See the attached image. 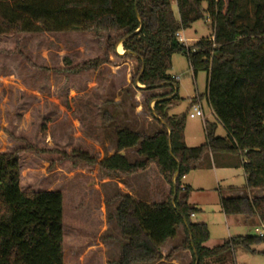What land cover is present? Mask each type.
<instances>
[{"label":"trees","instance_id":"obj_1","mask_svg":"<svg viewBox=\"0 0 264 264\" xmlns=\"http://www.w3.org/2000/svg\"><path fill=\"white\" fill-rule=\"evenodd\" d=\"M248 4L252 14L246 11ZM201 19L210 23L212 34L186 48L177 33ZM69 30L108 33L107 54L137 62L135 84L147 90L170 88L149 101L175 93L179 85L170 73L172 58L183 54L194 76L206 73L205 96L218 122L206 121L204 144L187 146L186 114L169 115L171 102H158L150 111L159 130L148 134L117 129V152L101 160L77 152V159L97 165L108 175L147 171L162 190L167 187L164 198L154 202L122 192L114 197L118 202L114 218L124 239L117 264H167L161 260H171L181 251L191 252L190 264L196 263V257L199 264H238L235 247L262 243L264 236L231 237L214 248L205 246L208 226L192 220L200 210L188 203L192 188L184 186L183 179L205 155L213 159L235 155L246 173L244 188L264 189V0L227 4L225 0H0V36ZM119 43L124 53L118 50L123 53L118 56ZM106 62L94 58L71 70H97ZM218 124L226 136L217 135ZM135 147L142 160L130 162L119 153ZM30 149L0 152V264H65L63 193L26 192L21 187L20 153ZM220 202L227 216L264 223V196H221ZM181 226L184 241L164 257L161 247L177 236Z\"/></svg>","mask_w":264,"mask_h":264},{"label":"rangeland","instance_id":"obj_2","mask_svg":"<svg viewBox=\"0 0 264 264\" xmlns=\"http://www.w3.org/2000/svg\"><path fill=\"white\" fill-rule=\"evenodd\" d=\"M246 11L252 14L251 4ZM209 24L201 19L180 32L192 46L212 34ZM108 35L69 30L0 36V152L31 147L20 153L22 189L63 193L65 264H110L121 250L114 218L118 203L114 197L120 191L117 180L107 179L97 165L77 159V152L101 160L119 128L152 134L154 130H145L148 121L156 125L150 111L154 102L149 100L164 94V88L147 90L133 82L137 62L107 54ZM118 48L124 53L123 46ZM94 58L108 62L97 70L72 72L76 65ZM172 63L170 73L178 77L179 90L167 110L186 114V144L199 146L206 141L205 121L195 116L190 98L200 93L207 122H217L205 97L206 73L200 72L194 81L183 54H175ZM217 135L226 136L220 124ZM223 157L231 161L225 167L189 173V180L198 188L190 191L188 200L200 210L192 220L207 224L208 248L231 237L257 235L255 228L262 224L258 218L248 223L242 215L222 212L220 191L224 197L264 196V189L249 192L244 188L246 173L237 156ZM154 180L150 187L152 184L159 194L162 186ZM141 182H135L140 191ZM234 254L238 264H264V242L237 245Z\"/></svg>","mask_w":264,"mask_h":264},{"label":"crops","instance_id":"obj_3","mask_svg":"<svg viewBox=\"0 0 264 264\" xmlns=\"http://www.w3.org/2000/svg\"><path fill=\"white\" fill-rule=\"evenodd\" d=\"M175 10L177 11V8H176V5L174 6ZM119 45H117V50H119L118 48ZM120 46H122V44H120ZM120 54H118L119 56ZM122 55V54H121ZM116 56V55H115ZM117 57V56H116ZM119 58V57H118ZM173 59H174V56L172 58V62H173ZM172 76H174L173 74H171ZM198 76V75H197ZM197 76H194V81L196 80ZM175 77V76H174ZM178 79V77H176ZM206 81H207V76H206ZM163 93H168L170 91V88H164L163 89ZM178 90H179V87H178ZM206 90H207V84H206ZM206 93V92H205ZM173 95V94H172ZM170 96V95H168ZM176 96V95H175ZM200 96H202L200 93H196V95L192 96L189 100L190 104L192 105L193 101L195 99H199ZM167 97V96H165ZM203 97V96H202ZM206 97V96H205ZM162 98V97H160ZM175 98V97H174ZM174 98L173 99H170V100H166V101H170L171 103L168 105L169 107V110L170 108L173 106V102H174ZM159 99V98H157ZM207 99V98H206ZM156 100V99H155ZM155 100H152L151 102H154V105L156 104L155 103ZM201 102L203 104V98L201 99ZM151 109H153L151 107ZM168 114L169 115H177V114H174L172 113L171 111H168ZM207 121V120H206ZM206 123V122H205ZM186 129V128H185ZM145 130H154L157 131L159 130V125L156 123V125H153L151 124L149 121L148 123L145 124ZM140 132H143V131H140ZM116 141H117V136H116V132L113 133L112 135V146L109 148L106 144V147L109 149V152L108 154H104L102 155V158H105L106 156H111L113 154H115L117 152L116 150ZM185 142H186V135H185ZM121 155H124L126 156L130 162H135V161H139V160H142L143 157L140 156L138 153H137V148H132V149H126V150H123L121 152H119ZM218 161H219V164H218ZM231 161H228L226 160L223 155H220L218 159H213L212 158V155L211 154H208V155H205L203 160L200 162V164L195 168L193 169L192 171L194 170H197V169H211V168H216V167H225L227 166ZM213 163V165L211 164ZM236 163V161H235ZM238 164V162L236 163ZM191 171V172H192ZM190 172V173H191ZM106 176V175H105ZM189 176L190 174H188L184 179H183V185L184 186H190L192 188V190L194 191L196 188H198V186H194L191 182V180H189ZM107 179L111 180V181H115L117 180V187L118 189H120L119 192H122V193H129L133 196H135L137 199H144V200H148L150 202H154V201H158V200H162L164 198V196L166 195V190H167V187L165 186V190H161L159 194H156L155 191L152 192V188L153 185L151 184V187H150V184L149 182H151V180L149 179V173L146 171L144 172H139V173H135V174H132V175H129V176H124V177H117V176H114V175H108L106 176ZM114 178V179H113ZM116 178V179H115ZM143 182L142 185H143V188L141 189L142 191H140L139 188H136V185H135V182L136 180H141ZM190 181V182H189ZM186 182H189L188 184H186ZM180 196H183V193H181ZM221 196L222 195V192L220 191V200H221ZM232 196V195H231ZM188 203L189 200H188ZM221 204V202H220ZM117 207V206H116ZM116 209V208H115ZM223 212V211H222ZM195 216H193L192 218H195L196 217V214H194ZM253 223V221H251ZM249 223V222H248ZM252 223H250L252 225ZM184 238H185V233H184V229L183 227H179L178 229V233H177V236L173 239V240H169L167 241L162 247H161V251L164 255V257H166L173 248L175 247H178L179 245L182 244V242L184 241ZM124 239L123 237L121 236L120 237V240H119V243H120V248L122 247V243H123ZM120 254H121V250H120V253H119V257L115 260V261H111L110 264H117V262L119 261V258H120ZM161 261H164L165 263L167 264H190L191 261H192V255H191V252L190 251H181L179 253H176L173 258L171 260H167V259H162ZM155 264H158V263H155Z\"/></svg>","mask_w":264,"mask_h":264},{"label":"built area","instance_id":"obj_4","mask_svg":"<svg viewBox=\"0 0 264 264\" xmlns=\"http://www.w3.org/2000/svg\"><path fill=\"white\" fill-rule=\"evenodd\" d=\"M177 37H178V41L183 43L186 48H189L191 46L189 44L188 38H186L185 35H183L181 32L177 33ZM193 51H195V49H193ZM192 108H193L195 116L200 117L202 120L206 122V117H205V112H204L202 102L200 100L197 102L193 101ZM193 216L194 214H192V217ZM255 233L259 236H264V223L261 224V228H255Z\"/></svg>","mask_w":264,"mask_h":264},{"label":"water","instance_id":"obj_5","mask_svg":"<svg viewBox=\"0 0 264 264\" xmlns=\"http://www.w3.org/2000/svg\"><path fill=\"white\" fill-rule=\"evenodd\" d=\"M121 43H119L118 45H120ZM129 54H132L133 55V53L132 52H129ZM178 94V87H176V91H175V93L173 94V95H170V96H167V97H162V98H159V99H156L155 100V103H158V102H163V101H166V100H170V99H173L174 97H175V95H177ZM156 117H158L156 114H154ZM158 119H160L159 117H158ZM177 175H178V173L176 174V176H175V178L177 177ZM176 193H175V195H174V197H173V202L175 201V199H176ZM195 264H199V259H198V257H196V263Z\"/></svg>","mask_w":264,"mask_h":264}]
</instances>
